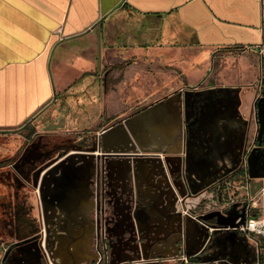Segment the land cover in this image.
<instances>
[{"label":"crops","instance_id":"crops-1","mask_svg":"<svg viewBox=\"0 0 264 264\" xmlns=\"http://www.w3.org/2000/svg\"><path fill=\"white\" fill-rule=\"evenodd\" d=\"M219 49L244 53L240 60L246 63L239 61L243 68L232 70L229 77L220 75L222 82L209 89L238 94L246 101L242 114L248 117L253 107L255 115L256 99L252 104L254 91L248 86L255 81L256 58L245 53H259L262 71L264 0H0V228L6 231L5 238L17 240L16 227L20 229L28 219L29 204L21 200L24 162L37 161L44 154L40 147L26 148L28 144L36 145V137L25 141L24 137H8L4 132L27 124H35L41 131L38 132L46 135L64 129L97 130L100 126L101 131L93 133L100 148L103 141L100 138L98 142V134L103 136L111 120L126 123L123 112L139 105L141 118L147 116L150 120H142L136 127L134 149L113 152L114 157H109L110 153L103 155V172L107 186L127 161L134 160L137 168L152 167L155 185L151 187L158 191L160 204L151 206L147 219H136L133 230L134 234L146 235L145 241L133 240L123 217L112 219L97 232V204H86L82 210L91 215L81 217L79 212L70 221H57V226H62L57 231L59 263L95 264L89 262L85 245L91 242L93 251L97 236L104 242L110 237L123 241L122 250L99 243L102 264L122 256L123 261L117 264H175L173 257L182 239L185 253L190 257L198 255L208 235L204 225L182 219L177 204L161 203L167 193H179L184 207L202 208L207 199L213 206L218 196L215 189H203L212 175L204 160L231 161L243 148L239 133L245 125L233 115L229 100L225 105L226 100L219 95L213 100L205 99L212 127L217 129V135L222 132L223 138L212 141L207 156L201 146L198 153L193 151L194 170L188 168L191 158L183 142L188 105L175 93V70L189 81L185 89L192 91L197 85L190 83L211 76V54ZM245 64L251 71L245 72ZM173 96L175 99L170 100ZM252 125L256 128L254 121ZM260 148L258 157L264 151V147ZM87 159V168L78 166V173L68 181L55 179L51 183L49 204L58 203V199L60 205L65 204L67 198L62 194L74 191L79 193L75 205L80 204L81 193L84 200L89 199L96 167L93 158ZM79 173L85 181L78 180ZM149 223L153 225L151 230L144 228ZM212 238L219 252L229 246L238 247L244 257L250 256L254 245L257 264H263L264 240L255 242L250 236L223 231H215Z\"/></svg>","mask_w":264,"mask_h":264},{"label":"rangeland","instance_id":"rangeland-1","mask_svg":"<svg viewBox=\"0 0 264 264\" xmlns=\"http://www.w3.org/2000/svg\"><path fill=\"white\" fill-rule=\"evenodd\" d=\"M247 52L248 53L245 54H250L249 56L254 55L256 58V71L254 73L255 81L248 86L254 91V98L251 101L253 104L255 99L258 100L260 98H264V89L262 88L260 90L262 71H260L259 66V53H256L255 51ZM237 53L228 49H219L213 52L210 58L209 72L212 73L211 76L205 77L206 80L190 83L197 85V87L192 91L185 89V87H188L187 85L189 84V81L181 75L182 73L180 70L176 69L177 90L175 93L183 100L184 105L185 100L187 101L186 105L189 106L190 104L193 105L198 100H213L218 95L220 96L218 93L220 91H217V89L211 90L209 88H211L210 86L217 84L219 81L222 82L219 80L220 75L229 77L231 76L232 70L238 67L243 68L242 64L239 65V61L246 63L245 60H240L241 54L244 53ZM245 65V72L251 71L252 68H250V66L248 67L247 64ZM222 90H224V88ZM225 94V105H228V100L235 99L236 102L232 107L233 115H237V117L242 120L245 127L241 128L239 133L243 148H241L237 155L231 157V161L222 162L219 160L215 161L213 159H205L203 162V164L208 165V169H210L209 172L212 173V175L207 179L208 183L205 184V186L203 185V189L207 188V190H209L208 188H210L212 184L218 185L219 187H215V192L221 200L227 196L239 198L237 195L243 194L244 189L242 187L245 183V176L242 173L245 166L247 168V178L251 183L264 181V152L261 151V153H259L258 164L256 165L257 176H250L247 162L252 150L257 148L256 142L260 141V137L258 138L257 136V128H253L252 125V121L255 122L254 114L252 115L253 107L250 108V115L245 117L241 112V108L246 101H244L242 97H239L238 94H236V96L230 91ZM118 99H120V97H118ZM205 104L206 103H204V106L206 107ZM263 104L264 99L259 100L257 103L259 118L262 114ZM141 109V106L133 105V108L129 112H123V119L127 121L126 123L123 124L119 121L116 122L115 120H111L110 124L102 132L103 136H101V133L98 134V142L100 143V138L103 141V147H101L100 143V148L103 149V153L98 146L96 136L93 134L94 132L99 133V131H101L98 130L100 126H98L97 130L85 129L67 131L64 129L58 132L56 131L53 134L46 135L45 132L39 133L41 131L38 130V126L35 124H27L19 130L3 133L8 137H15L17 135L24 137L23 139H26L25 141L31 139L32 135L37 136L36 139L39 138V141L35 139L33 142L36 145L34 146L33 144H28L26 148L40 147V153L44 154V157L37 159V161L30 160L24 162L25 165L22 171L26 174L24 176L25 189L21 192V200L24 204H29V215L26 223L20 229L16 227L15 237H18V239L15 241L6 239L4 236L6 231L3 228H0V264H60L58 260L61 259L59 257L60 241L57 238V231L62 226H57V221H62V219H64L65 222L70 221V218L77 215L79 212L81 213V217H86L87 214L91 215V213H87V210H82L83 207L87 206L86 204H97L95 213L98 222L97 232H100L102 227L104 228L108 226L110 222L113 221L112 219H115L116 217L117 219H122L121 217H123L125 220L124 226L129 224L127 225V229L129 230V234H132L131 237L133 240L136 242L145 241L146 235L134 234L133 230L136 228V219H147L151 211V206L153 204H160L157 200L159 197L158 191L154 187H151L152 185H155L152 177V167L147 165L142 168H137L134 160L130 162L127 161L129 163L126 162L121 171H118L117 173L115 172L114 176L107 181V186L101 187L99 181V176L103 171V155L110 153L111 155H109V157H114L112 156L113 152H123L134 149V141L138 138L135 134L137 130L136 127L140 126V121L150 120V117L147 116L144 119L141 118L142 115L139 113L142 111ZM134 115L138 116L137 120ZM224 115L226 117L228 116L226 112H224ZM202 132V135L204 136L202 139L198 138L200 142H198V140L195 142L204 149V154L207 156V153L210 152L209 146L212 141L218 142L223 138V135L222 132L217 135L218 131L216 128L204 129ZM63 154L64 161L62 162ZM188 154L191 158V167L193 164L195 165V157L193 151H190ZM123 157L126 156L123 155ZM87 158H93L95 162L94 166L97 170V181L94 185L95 187L93 186L92 188L93 193L90 194L89 199L84 200L83 194L81 193L80 204L75 205L76 203H74V200H76L77 197L79 198V193L78 191H74L67 195L62 194L63 197L67 198L65 204L60 205V199L57 200L58 203L53 202V204H49L47 192L51 183L55 179L60 182L68 181L74 173H78V166L87 168ZM129 159L131 158H128V160ZM58 163H60V165H58ZM194 165L192 166V170H194ZM239 170H242V173H238ZM143 172L147 173V176H141L140 174ZM78 180L85 181V177L79 173ZM256 186L257 185H254V188H256ZM12 195L18 196V194ZM166 196L167 197L164 199V203L161 204H177L182 219L189 218L194 222L198 221L197 223L204 222L212 229L214 227H218L210 231L207 226H204L208 232V237L205 236V240L202 245L204 247L198 255H193L191 257L188 256L185 253L184 242L182 239V242L179 245L180 250L173 257L175 264H195L201 262L212 264L258 263L256 257L257 248L254 247V245H251L250 256L249 254H246V257L243 256L242 251L240 252V248L238 247L231 248V246H229L222 252H219V250L214 248V238H212V235L215 231H223L230 234L232 233L236 236L240 233L217 225L215 218L209 220V222L202 219V217L215 211V208L212 206V201L208 199L203 200L204 204L202 205V208H187L181 205L184 204V198L179 193H167ZM86 198H88V195H86ZM82 203L84 205H81ZM79 207H81L80 210ZM223 212L224 214L227 213V211ZM130 223H132V225H130ZM144 228L151 230L153 225L149 223L147 226L144 225ZM129 234L127 233V236ZM97 241L95 242V248L93 251L91 250V242H86L85 245V247H87V251H89V262L93 261L95 264H102L100 263L102 260L98 255V253H101L100 250H98L99 243H102L103 245L105 243H109V246H113V250L117 249V247L119 250L123 249V241H116L114 237H110V240L107 239V241L104 242L103 239L97 236ZM88 244L90 245L89 250ZM181 258H188L187 262ZM119 261H123V256L118 260L114 259V261L110 264H117Z\"/></svg>","mask_w":264,"mask_h":264},{"label":"built area","instance_id":"built-area-1","mask_svg":"<svg viewBox=\"0 0 264 264\" xmlns=\"http://www.w3.org/2000/svg\"><path fill=\"white\" fill-rule=\"evenodd\" d=\"M261 51V50H260ZM247 155V154H246ZM246 157V156H245ZM245 176V183L243 185V194H238L239 198H232L233 196H227L221 201H216L213 205L215 212L224 214L223 211L229 212L234 205H236L235 210L238 214H242L243 217L239 215L236 219V226L229 227L223 226L225 229H232L246 236H250L257 240H264V181L258 183L256 188L250 183L247 178V168H243V173ZM204 226L206 223L201 222ZM210 231L213 229L207 226ZM257 244V243H256ZM187 262L188 258H181Z\"/></svg>","mask_w":264,"mask_h":264},{"label":"flooded vegetation","instance_id":"flooded-vegetation-1","mask_svg":"<svg viewBox=\"0 0 264 264\" xmlns=\"http://www.w3.org/2000/svg\"><path fill=\"white\" fill-rule=\"evenodd\" d=\"M264 57V56H263ZM264 60V58H263ZM261 86H260V90L263 88L264 89V66L262 68V73H261ZM262 92V91H261ZM226 92H220V96L224 97L226 94ZM225 99V98H224ZM229 104L234 105V103L236 102L235 99H231L228 101ZM256 102H258V100H256ZM54 103V101H53ZM230 107V106H229ZM228 107V109H229ZM184 138H183V142L186 145V149L188 152L190 151H195V153H198V150L200 148L199 144H196V140L199 141L198 138H201L204 136L202 135V131L205 129H213L212 125H214L213 122H211V114H209L208 109L204 106V102L202 100H198L196 101L193 105H189L186 109H185V113H184ZM223 115V114H222ZM45 121V120H44ZM225 127H223V129H221L223 132L226 130L224 129ZM85 130V129H82ZM37 136L32 135V138H35ZM260 141L262 142V147H264V135H262L260 137ZM264 152V151H262ZM189 169H192L190 166L188 167ZM97 173V170H96ZM95 173V174H96ZM96 177L94 178V181L96 183ZM105 180L106 177L104 175V172L102 171L100 176H99V181H100V185L101 187H105ZM205 182V180H202L201 183ZM94 183V184H95ZM215 187H219L216 184H212V186L210 187V189H214ZM93 189H91L92 191ZM105 192V191H103ZM109 244V243H108Z\"/></svg>","mask_w":264,"mask_h":264},{"label":"water","instance_id":"water-1","mask_svg":"<svg viewBox=\"0 0 264 264\" xmlns=\"http://www.w3.org/2000/svg\"><path fill=\"white\" fill-rule=\"evenodd\" d=\"M174 99H175V96L170 98V100H174ZM263 99L264 98L258 99V102H259V100H263ZM186 102L187 101L185 100V105H186ZM258 102H255V115H254V117H255V123H256V128H257L256 129L257 130V136L259 138L262 135H264V109L262 108V114H261V116L259 118V116H258V107H257V103ZM261 144H262L261 141H257L256 142L257 148H254L252 150V152L250 153V155H249V157L247 159L248 168H249V174H250L251 177L257 176V173H256L257 172L256 165L258 164L257 151L263 149V148H259V146L261 147ZM79 150H81V149H79ZM81 152H83V151L81 150ZM59 158H61V157H59ZM62 158H63V160H62V162H63L64 161V154L62 155ZM58 165H60V163H58ZM235 207H236V205H234L233 208L229 212H227L225 215L214 211V212H211L210 214L202 217V219L204 221H208L209 222V220L215 218V222L219 226L234 227V226H236L235 221L239 217V215L241 217H243L242 214H238L236 212ZM207 237H208V235H207Z\"/></svg>","mask_w":264,"mask_h":264},{"label":"trees","instance_id":"trees-1","mask_svg":"<svg viewBox=\"0 0 264 264\" xmlns=\"http://www.w3.org/2000/svg\"><path fill=\"white\" fill-rule=\"evenodd\" d=\"M238 173H242V170H239ZM216 189V188H214ZM218 201H220L221 199L219 197H217Z\"/></svg>","mask_w":264,"mask_h":264}]
</instances>
